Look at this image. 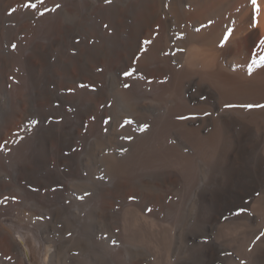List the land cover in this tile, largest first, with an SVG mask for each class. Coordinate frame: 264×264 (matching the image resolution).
<instances>
[{"label": "rangeland", "instance_id": "374dc122", "mask_svg": "<svg viewBox=\"0 0 264 264\" xmlns=\"http://www.w3.org/2000/svg\"><path fill=\"white\" fill-rule=\"evenodd\" d=\"M7 2L0 0V104L17 109L19 121L0 133V151L21 139L18 176L48 200L45 227L57 251L68 246L66 264H259L261 202L236 196L254 179L249 165L230 175L162 154L145 107L129 113L116 97L129 66L112 61L124 36L108 32L107 9L93 0H44L38 11L24 8L27 0Z\"/></svg>", "mask_w": 264, "mask_h": 264}, {"label": "bare ground", "instance_id": "6f19581e", "mask_svg": "<svg viewBox=\"0 0 264 264\" xmlns=\"http://www.w3.org/2000/svg\"><path fill=\"white\" fill-rule=\"evenodd\" d=\"M93 3L107 9L110 35L124 36L116 41L120 47L112 61L135 69L130 87L116 90L119 104L129 113L145 107L146 120L157 125L162 154L181 166L230 175L249 165L254 179L236 196L240 202H261L255 252L264 264V107H242L264 105V66L249 71L252 60L264 56V0H257L258 13L251 0ZM18 121L17 109L7 113L0 104V133L18 128ZM21 143L17 137L0 151L7 162L0 175V264H66L73 258L68 246L57 251L45 227L48 200L18 176ZM125 193L138 195L135 188ZM153 201L162 200L156 195ZM2 203L8 213L1 211ZM69 237L72 246L76 238Z\"/></svg>", "mask_w": 264, "mask_h": 264}, {"label": "snow or ice", "instance_id": "6c2138e0", "mask_svg": "<svg viewBox=\"0 0 264 264\" xmlns=\"http://www.w3.org/2000/svg\"><path fill=\"white\" fill-rule=\"evenodd\" d=\"M105 2H110V0H105ZM253 6L255 7V11L258 13L259 12V6L257 4V0H251ZM44 4V0H27V2H25L23 4V7L26 8V9H32V10H37L38 11V5H43ZM60 7L59 4L55 5L53 8L51 9H48V8H44V11L43 12H40L39 14L40 15H44L45 12H48V11H56L58 8ZM12 11L14 12L15 9H12ZM211 23V22H210ZM105 27H107V25H105ZM231 32V29H229V33ZM228 38L227 35H225L224 37V41H226ZM224 41H222L221 43H224ZM145 44H150L151 43V40H147V41H144ZM261 45H264V40H261ZM13 48H15V45H13ZM146 51V49H144ZM258 66H264V56H261L259 60H255L253 59L251 64L249 65V71L251 73V69L254 68V67H258ZM135 71V69L131 70V71H126L124 72L123 74L125 76H131L132 75V72ZM125 88H128L130 87L128 84H124L123 85ZM80 87L82 88H85L87 87V85H80ZM69 91H72V89H69ZM226 107H232V105H226ZM242 107H246V108H253V107H264V105H252V104H247V105H242ZM93 119H95L93 117ZM30 124L32 125H35L38 123V121L36 120H30L29 121ZM105 123H107V121H105ZM126 124H130L132 123V121L130 120H126L125 121ZM149 126L147 124H144L142 129L141 130H144V129H147ZM127 138H131V137H127ZM0 147H3L2 145H0ZM87 195V193L85 194ZM7 197L5 198V201H7ZM12 199H15V197H12ZM81 199H83V197H81Z\"/></svg>", "mask_w": 264, "mask_h": 264}]
</instances>
